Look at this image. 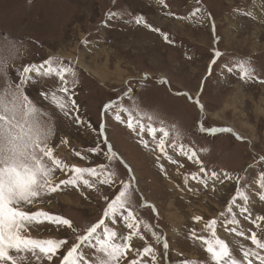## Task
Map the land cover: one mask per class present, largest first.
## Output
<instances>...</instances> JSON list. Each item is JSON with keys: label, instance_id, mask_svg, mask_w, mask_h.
I'll return each mask as SVG.
<instances>
[{"label": "rangeland", "instance_id": "rangeland-1", "mask_svg": "<svg viewBox=\"0 0 264 264\" xmlns=\"http://www.w3.org/2000/svg\"><path fill=\"white\" fill-rule=\"evenodd\" d=\"M165 4L167 7L159 0H0V90L6 81L18 83L22 68L28 64H41L49 57L71 64L77 72L74 98L84 124L75 123L76 112L65 117L44 98L45 91L57 90V78L34 80L24 88L51 117L55 126L51 142L59 157L69 164L96 167L109 163L107 144H111L135 174L134 211L167 237L169 249L156 245L143 227L145 240L134 238V245L153 244L158 250L156 264H182L185 259L210 264L204 246L192 238V229L198 235H209L201 231L204 221L226 212L241 187L249 196L253 219L264 215V200L259 198L264 191L259 188V175L264 171V83L260 82L264 80V0H165ZM196 8L201 13L193 16ZM110 12L117 15L109 19ZM139 15L167 32L172 43L136 24L134 17ZM217 51L220 57L215 56ZM242 58L251 61L256 78L242 80L235 69L227 71L226 65L233 66ZM121 97L129 108L138 106L143 112L155 113L153 126H160L162 120L179 130V142L196 150L209 171H228L243 180L239 184L235 180L217 183L215 191L191 180L185 184L184 176L196 173L200 166L180 156L178 149L168 148V155L178 160L172 164L158 149L151 152L145 148L135 132L115 120L112 111H104L108 102ZM211 128L231 131L213 134L202 130ZM143 138L154 143L147 132ZM62 139L68 143H60ZM172 139L170 134L169 143ZM95 147L102 151H88ZM76 151L88 159L77 157ZM112 168L116 183L94 189L62 186V191L46 196L36 209L71 219L75 235L82 234L102 218L105 197L117 193L119 181L130 178L119 161L112 162ZM70 175L57 173L58 179ZM193 187L199 190L189 191ZM237 203L243 201L237 199ZM233 210L240 220L235 226L238 231H245L246 236L258 231L245 219L247 213L241 216L238 208ZM195 216L204 219L196 222ZM222 219L217 234L229 243L237 258L241 244L255 247L250 240L227 232ZM123 227L122 220L115 225L118 232ZM32 234L64 238L69 245L75 240L70 229L48 223ZM84 250L88 251L86 246ZM60 251L66 254L65 249ZM144 259L150 262L151 258ZM43 264H62V257L58 253L53 261L44 260Z\"/></svg>", "mask_w": 264, "mask_h": 264}, {"label": "snow or ice", "instance_id": "snow-or-ice-1", "mask_svg": "<svg viewBox=\"0 0 264 264\" xmlns=\"http://www.w3.org/2000/svg\"><path fill=\"white\" fill-rule=\"evenodd\" d=\"M165 7V0H159ZM201 13L200 8L192 13L196 16ZM110 12L109 19L116 16ZM210 15V14H209ZM136 24H143L153 32H158L164 40L172 43L167 32L148 23L143 15L134 17ZM85 43H88L85 41ZM216 57L221 53L217 51ZM215 63V61H213ZM227 71L232 73L234 69L239 72L242 80L254 79L255 68L248 59H240L235 65L227 66ZM55 77L59 80L57 90L45 91L43 96L49 99L59 112L68 117L76 112L74 121L84 124L78 115V105L75 97V85L77 83L76 69L69 63H65L60 57H49L41 64H28L22 68L18 83L6 81L0 90V264H43L44 260L53 261L59 255L62 264H156L158 250L153 244L148 243L137 247L134 238L145 240L141 231L143 227L151 233L156 245H162L163 249H169L166 236L162 237L153 225L139 218L133 209V181L136 177L131 166L127 165L111 144H107L108 164L96 167H81L69 164L60 158L56 152L52 139L55 136V126L51 117L42 112L41 108L25 93L24 88L32 81L41 78ZM147 77H145L146 79ZM165 81H162V83ZM264 83V80L260 81ZM132 89L127 90L128 98H132ZM203 108V105H201ZM104 111H112L114 118L140 137L141 144L155 152L157 149L164 153L166 159L172 164L178 160L168 155V148L179 150L180 156L187 157L200 167L196 173L184 176L185 184L195 181L196 185L212 191L216 190V184H223L226 180H235L238 184L243 180L239 175H232L228 171H209L200 159L196 150L191 146L180 143V132L174 126L165 125L160 121V126H153L156 120L155 113L143 112L137 108H129L124 105L123 97L120 101H110L104 106ZM122 113H126L125 118ZM135 113V114H134ZM213 134L217 132L231 131V129L211 128L202 129ZM147 132L152 141L144 139ZM159 134V135H158ZM170 134L174 139L169 143ZM243 139L242 137H240ZM107 143V136L104 137ZM67 144L66 139L60 141ZM91 153L102 151L99 147L88 150ZM207 151V149H201ZM75 155L82 159H88L86 155L76 151ZM159 160L160 158L157 157ZM264 160V157H261ZM119 161L124 164L131 174L127 181H119L120 187L112 197H105L107 203L103 216L98 221L87 226L82 234L75 235L77 229L71 219L62 215L53 214L43 209H36V205L43 203L44 198L51 193L62 191L63 187L73 186L87 189L97 188L99 185H112L117 182L116 172L112 168V162ZM162 171L166 173L164 164H160ZM68 174V178L58 179L57 173ZM63 186V187H62ZM259 188L264 190V171L259 175ZM196 187L189 191L196 192ZM259 198L264 200V191L259 193ZM237 199L243 201L238 204ZM249 196L244 187L239 188L226 212H221L218 218L204 221L203 229L209 235H198L196 229H192L191 236L199 240L205 251L210 256V264H264V215H258L253 219L248 207ZM153 207L154 205H147ZM245 216L256 226L258 231H252L246 236L245 231L237 230L240 224L237 213ZM158 214V213H157ZM222 219V225L227 232L235 233L238 237H244L251 241L255 247L240 245V258H237L233 249L225 239L217 234L218 222ZM196 222L204 218L195 216ZM123 221V228L118 232L115 225ZM45 223L64 226L75 235V240L69 245L67 239L38 238L32 233ZM232 227H229V226ZM126 228V233L124 229ZM238 243V241L236 242ZM85 246L88 251L86 252ZM65 249V252L60 251ZM135 258H131L132 256ZM150 257V262L144 258ZM182 264H197V262L185 259Z\"/></svg>", "mask_w": 264, "mask_h": 264}, {"label": "bare ground", "instance_id": "bare-ground-1", "mask_svg": "<svg viewBox=\"0 0 264 264\" xmlns=\"http://www.w3.org/2000/svg\"><path fill=\"white\" fill-rule=\"evenodd\" d=\"M94 74V73H93ZM171 163V162H170ZM171 206H173V205H171ZM176 213V212H175ZM173 215V214H172ZM177 216V215H176ZM179 216V215H178ZM175 218V217H174ZM177 219H178V217H177ZM180 220V219H179Z\"/></svg>", "mask_w": 264, "mask_h": 264}]
</instances>
